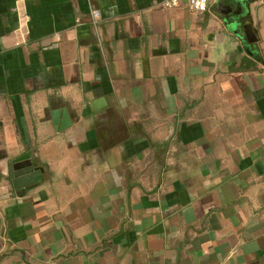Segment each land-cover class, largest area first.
<instances>
[{
	"label": "crops",
	"instance_id": "0c3cea01",
	"mask_svg": "<svg viewBox=\"0 0 264 264\" xmlns=\"http://www.w3.org/2000/svg\"><path fill=\"white\" fill-rule=\"evenodd\" d=\"M166 1L0 0V264H264V0Z\"/></svg>",
	"mask_w": 264,
	"mask_h": 264
},
{
	"label": "water",
	"instance_id": "95a60500",
	"mask_svg": "<svg viewBox=\"0 0 264 264\" xmlns=\"http://www.w3.org/2000/svg\"><path fill=\"white\" fill-rule=\"evenodd\" d=\"M66 125H68V121L65 118L63 127ZM41 174L42 169L33 166L29 154L15 159L9 165V175L16 190L25 189L39 183L42 179Z\"/></svg>",
	"mask_w": 264,
	"mask_h": 264
},
{
	"label": "built area",
	"instance_id": "2783aa9c",
	"mask_svg": "<svg viewBox=\"0 0 264 264\" xmlns=\"http://www.w3.org/2000/svg\"><path fill=\"white\" fill-rule=\"evenodd\" d=\"M189 9L195 13H205L208 10L209 0H186ZM177 0H167L164 5L166 7H174L177 5ZM93 17H98V12H93Z\"/></svg>",
	"mask_w": 264,
	"mask_h": 264
}]
</instances>
